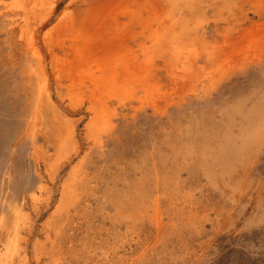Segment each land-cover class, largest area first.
Wrapping results in <instances>:
<instances>
[{
    "label": "rangeland",
    "instance_id": "obj_1",
    "mask_svg": "<svg viewBox=\"0 0 264 264\" xmlns=\"http://www.w3.org/2000/svg\"><path fill=\"white\" fill-rule=\"evenodd\" d=\"M0 264H264V0H0Z\"/></svg>",
    "mask_w": 264,
    "mask_h": 264
},
{
    "label": "bare ground",
    "instance_id": "obj_2",
    "mask_svg": "<svg viewBox=\"0 0 264 264\" xmlns=\"http://www.w3.org/2000/svg\"><path fill=\"white\" fill-rule=\"evenodd\" d=\"M209 61H211L210 59H208ZM63 206H66V203H64V205Z\"/></svg>",
    "mask_w": 264,
    "mask_h": 264
}]
</instances>
